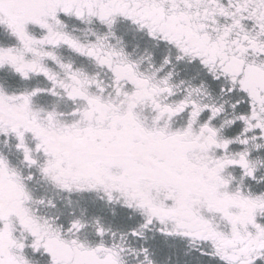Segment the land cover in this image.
Here are the masks:
<instances>
[{"label": "snow or ice", "instance_id": "1", "mask_svg": "<svg viewBox=\"0 0 264 264\" xmlns=\"http://www.w3.org/2000/svg\"><path fill=\"white\" fill-rule=\"evenodd\" d=\"M0 264H264V0H0Z\"/></svg>", "mask_w": 264, "mask_h": 264}]
</instances>
